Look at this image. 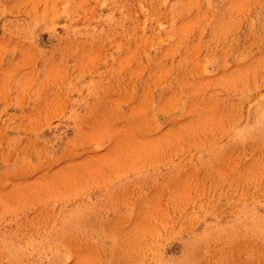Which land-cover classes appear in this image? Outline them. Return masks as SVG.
<instances>
[{
  "label": "rangeland",
  "instance_id": "1",
  "mask_svg": "<svg viewBox=\"0 0 264 264\" xmlns=\"http://www.w3.org/2000/svg\"><path fill=\"white\" fill-rule=\"evenodd\" d=\"M0 264H264V0H0Z\"/></svg>",
  "mask_w": 264,
  "mask_h": 264
}]
</instances>
